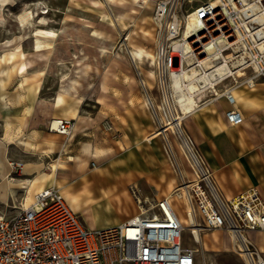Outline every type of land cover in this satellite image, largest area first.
Masks as SVG:
<instances>
[{"label":"crops","instance_id":"1","mask_svg":"<svg viewBox=\"0 0 264 264\" xmlns=\"http://www.w3.org/2000/svg\"><path fill=\"white\" fill-rule=\"evenodd\" d=\"M42 80L43 75L34 76L28 69L0 66V215L17 213L41 189L55 186L89 228H103L137 214V197L149 207L189 178L165 136L151 94V105L143 97L115 110L92 109L89 99L73 93L55 104V94L40 92ZM143 85L148 90L144 80ZM222 90L220 85L203 93L192 113L183 117L182 133L211 168L224 196L256 187L264 197V77L233 88L234 107L244 117L240 124L227 121L225 111L232 105ZM53 116L75 119L69 138L49 130ZM11 161H22V168H14ZM101 207L116 215L105 216L99 224ZM249 233L264 248L259 237L264 231ZM232 235L224 230L223 249L228 250L229 242L234 246ZM201 238L203 257L196 252V264H213L204 253L212 248L210 240L220 239L219 233L201 232Z\"/></svg>","mask_w":264,"mask_h":264},{"label":"built area","instance_id":"2","mask_svg":"<svg viewBox=\"0 0 264 264\" xmlns=\"http://www.w3.org/2000/svg\"><path fill=\"white\" fill-rule=\"evenodd\" d=\"M256 1L264 10V0ZM245 5L243 0H201L195 11L203 26L188 39L183 34L180 1L157 4L155 70L166 104L172 69L186 65L190 57L201 75L213 73L212 85L202 83L205 91L223 86L221 94L232 105L225 111L227 121L243 122V114L234 107L233 88L264 77L263 24L244 13ZM199 35L202 39L195 44ZM48 127L67 139L75 119L54 117ZM189 141L195 176L182 178L174 194L185 197L188 214L200 218L204 227L231 231L234 249L246 264H264V248L249 233L264 231L263 195L252 187L234 197L224 196L211 168ZM11 165L22 168L23 162L11 161ZM136 199L141 207L137 214L119 224L93 229L68 205L58 187L43 188L17 213L0 215V264H196L197 250L182 243L184 225L172 200L166 196L146 207L142 199Z\"/></svg>","mask_w":264,"mask_h":264},{"label":"rangeland","instance_id":"3","mask_svg":"<svg viewBox=\"0 0 264 264\" xmlns=\"http://www.w3.org/2000/svg\"><path fill=\"white\" fill-rule=\"evenodd\" d=\"M160 1L0 0V66L11 64L21 70L32 71L34 76L43 75L44 84L40 92L48 97L55 94V104L60 103L64 95L73 93L89 99V108L115 110L132 99L150 98L148 94H151L156 98L159 121L164 126L165 136L167 138L168 135L172 142L175 155L188 174L187 180H191L195 174L190 154L182 145L183 137L180 131L171 130V125L175 122L171 111L173 110L177 117L182 116L177 119L179 128H182L185 116L178 109L172 94L171 77L169 86L173 104L170 106L160 102L156 86L154 69L158 26L154 13ZM175 1L182 4L184 24L186 17L201 3V0ZM184 32L183 27V34ZM191 35L188 39L196 36ZM38 37L41 39L40 47L36 44ZM17 43L19 44L16 46ZM134 45L154 53V63H151V58L147 55L142 60L135 61L130 53ZM148 69L155 71V77L148 75ZM142 79L146 82L148 90L145 89ZM102 81L108 85L106 90L101 86ZM72 83L75 88L67 94L62 93L58 101L61 86ZM208 91L215 92L213 89ZM150 102L152 104L151 99ZM160 105L163 106L162 109ZM167 121L171 122L165 124ZM179 128L177 129L180 130ZM169 147L174 155L170 143ZM173 202L179 214L186 218L184 200L175 196ZM99 212V224L104 221L105 216L113 218L116 215L114 210H105L102 207ZM197 220L202 234L211 235L213 231L219 233L220 239L217 242L210 240L212 248L204 253L213 264H246L235 251L232 242H229L228 250L223 249L225 229H208L203 226L200 218ZM259 237L263 242L264 237ZM182 243L197 248V255L203 257L200 244L195 242L191 228H185L183 231ZM216 247L220 249L217 250Z\"/></svg>","mask_w":264,"mask_h":264},{"label":"bare ground","instance_id":"4","mask_svg":"<svg viewBox=\"0 0 264 264\" xmlns=\"http://www.w3.org/2000/svg\"><path fill=\"white\" fill-rule=\"evenodd\" d=\"M213 1H214V3H217V0H213ZM243 1L246 3V5L243 7L244 13L247 16H251L253 19H256L259 22H261L263 24L262 32L264 33V10H262V7H261L260 3L258 1H256V0H243ZM20 15H22V13ZM25 15H27V14H25ZM155 21H156V19H155ZM9 22H11V21H9ZM202 26H203V21L198 18L197 11H193L192 13H190L186 17V21H185V24H184L185 37H189L191 34L198 33L201 30ZM50 31H52V30H50ZM201 39H202L201 35H199L196 39H194L195 44L199 43ZM13 41H14V39H13ZM18 44L19 43H17L16 46ZM36 44H37L38 47L41 46V39L39 37L36 40ZM189 49H190V45H189L188 42H186V46H185L186 52H188ZM130 53H131V56L133 57V59L135 61L136 60H142L143 57L145 55H147V56H149V58H151V63H154L155 54L151 53V52H146L145 49L142 46L134 45L130 49ZM0 56H2L1 53H0ZM192 63L193 62L191 61L190 57H188L186 65L184 64L183 66H181L179 68H173L171 73H170V77H171V83H170L171 84V91H172V94H173V96L175 98V101H176V103L178 105V109L181 111V113L183 115H186L187 113L191 112L198 105L200 97L202 96L201 93H203L205 91L202 88V83L204 85H207V84L208 85H212V83H213V81H212L213 73L212 72L209 75H201L199 70L197 69V67L192 65ZM215 67H216V69H219L218 65H216ZM154 70L153 69H148L147 70V73H148V75L150 77H155V71ZM101 86L104 88V90H106L108 88V85H107V83L105 81L101 82ZM73 87H74V83H72V84H70L68 86L62 85L61 89H60L58 101L60 100L62 93L63 94H67V92L69 90L74 89ZM169 94L171 96V93H169ZM77 97L79 99H83L84 98L83 95H78ZM170 100H171V98H170ZM146 101L151 105L150 98L147 97ZM171 103H172V101H169L168 105L170 106ZM159 107L162 109L163 106L160 105ZM171 113H172L173 119L175 121L174 124L171 125L172 126L171 130L173 132L180 131L181 136L183 137L182 138V142H183L182 145H183V147L188 149L190 147V141H189L190 138L188 139V138L184 137V135L182 133V128H179L180 124L177 121V119L181 118L182 116H178L177 117L176 113L173 110L171 111ZM54 117H58V116H53L52 118H54ZM170 122L171 121H167L165 124H168ZM177 128H179L180 130H178ZM53 132L58 133L56 131H53ZM175 196L182 198L184 200V202L186 201L185 197H183L182 195H175L174 191L168 197L173 202V197H175ZM173 205H174V202H173ZM174 207L177 210L175 205H174ZM188 208H189L188 205H186V215H185L186 218L182 217L179 214V216H180V218L182 220V223L184 225V230H185V228H191V233H192V236H193L195 242H198L199 244H201L202 238H201L200 223L197 221V219L192 214H190V215L188 214ZM177 212H178V210H177Z\"/></svg>","mask_w":264,"mask_h":264}]
</instances>
